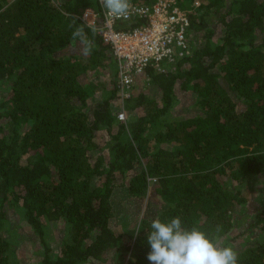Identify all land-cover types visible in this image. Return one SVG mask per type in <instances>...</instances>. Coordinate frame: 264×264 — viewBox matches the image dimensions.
<instances>
[{"label":"trees","instance_id":"trees-1","mask_svg":"<svg viewBox=\"0 0 264 264\" xmlns=\"http://www.w3.org/2000/svg\"><path fill=\"white\" fill-rule=\"evenodd\" d=\"M178 2L192 46V31L204 32L200 48L165 73L148 69L157 95L132 87L121 122L116 72L101 79L114 61L110 47L86 28L91 54L68 48L69 25L83 23L74 16L97 10V0H0V264H24L20 242L4 235L12 231L6 206L42 243L38 264H150L157 216L219 227L225 245L241 237L233 221L247 202L241 187L264 175V0ZM207 16L218 29L205 31ZM177 90L195 97L193 114L171 116ZM120 187L161 206L115 226ZM52 224L65 229L58 250L47 241ZM254 225L264 233V205ZM242 247L239 264H264V242Z\"/></svg>","mask_w":264,"mask_h":264},{"label":"built area","instance_id":"built-area-1","mask_svg":"<svg viewBox=\"0 0 264 264\" xmlns=\"http://www.w3.org/2000/svg\"><path fill=\"white\" fill-rule=\"evenodd\" d=\"M97 2L99 8H91L94 24L116 62V84L122 104L130 97L129 90L135 88L138 78L148 79V69L165 73L168 66L191 54L190 19L188 12L179 7L178 0H156L152 4L131 2L127 19L108 18L100 0ZM87 9L76 17L83 21ZM124 23L132 26L118 27ZM123 106L119 108L117 119L126 122Z\"/></svg>","mask_w":264,"mask_h":264},{"label":"rangeland","instance_id":"rangeland-1","mask_svg":"<svg viewBox=\"0 0 264 264\" xmlns=\"http://www.w3.org/2000/svg\"><path fill=\"white\" fill-rule=\"evenodd\" d=\"M95 2V0H91V2ZM198 6V5H197ZM218 19L217 17H206L205 26L206 29L213 30L215 28L218 29ZM208 27V28H207ZM204 34L203 31L195 32L192 31V39H197L198 42L194 43L195 47L201 43L200 38ZM193 45V44H192ZM193 46V47H194ZM196 48H200L197 46ZM71 53H75V51H71ZM169 70H174V68H169ZM168 71V69H167ZM114 72H116V62L113 61L106 70L101 72V79L103 80H113ZM147 78L142 77L138 78L135 89L136 92L149 90L151 95H157L154 87H150L147 83ZM4 85L0 84V93L4 89ZM194 104L195 97L189 91H176V100L174 104V108L172 109V117L187 115V113H194ZM121 104H114L113 111L118 114L119 108L122 106ZM127 121V117H126ZM100 136H103V139L108 138L106 131L102 130ZM235 186V184H234ZM243 194L247 197V202L236 207L234 213V225L236 234H242L241 237L234 242H232V246L236 250H241L244 245H255L256 243L264 242V233L259 229V227L255 226L256 215L259 213L260 209L264 205V175L257 176L255 178H249L247 182L241 187ZM113 204L115 208L119 210L117 217L114 219L113 223L115 226L122 224L126 227L129 224L138 222L142 217L147 214H154L156 210L161 206L158 198H148L146 195V199L140 198H132L130 197L124 188H118L113 196ZM7 213L10 216V225L12 227L11 232H4L5 237L14 242H20L18 247V254L24 264H38L39 262V254L43 252V245L38 240L37 236L33 233L29 235L26 232V229L22 226V222L20 220V216L13 212L10 207H5ZM65 238V229L63 225L52 224V227L49 229V235L47 237V241L51 246L58 250L62 243V240ZM87 264H102L97 262H89ZM107 264H112L110 259Z\"/></svg>","mask_w":264,"mask_h":264},{"label":"clouds","instance_id":"clouds-1","mask_svg":"<svg viewBox=\"0 0 264 264\" xmlns=\"http://www.w3.org/2000/svg\"><path fill=\"white\" fill-rule=\"evenodd\" d=\"M101 7L110 19H127L132 9L131 0H100ZM79 20L81 18L75 17ZM81 26L74 28L68 43L71 51L90 55L94 42L85 31H97L94 24L93 10L87 9L83 14ZM221 229L210 233L193 225L182 224L179 216L162 220L159 216L150 224L147 243L150 251L147 260L150 264H239L238 252L232 245H225L219 236Z\"/></svg>","mask_w":264,"mask_h":264}]
</instances>
